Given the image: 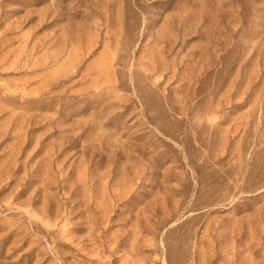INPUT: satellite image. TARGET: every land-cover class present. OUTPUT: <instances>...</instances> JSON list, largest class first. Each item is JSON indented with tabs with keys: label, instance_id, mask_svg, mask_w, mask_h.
<instances>
[{
	"label": "rangeland",
	"instance_id": "1",
	"mask_svg": "<svg viewBox=\"0 0 264 264\" xmlns=\"http://www.w3.org/2000/svg\"><path fill=\"white\" fill-rule=\"evenodd\" d=\"M0 264H264V0H0Z\"/></svg>",
	"mask_w": 264,
	"mask_h": 264
}]
</instances>
